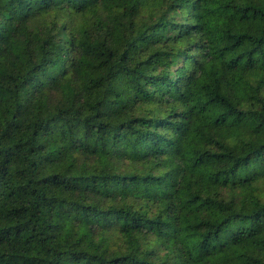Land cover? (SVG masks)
<instances>
[{"label": "trees", "instance_id": "obj_1", "mask_svg": "<svg viewBox=\"0 0 264 264\" xmlns=\"http://www.w3.org/2000/svg\"><path fill=\"white\" fill-rule=\"evenodd\" d=\"M0 264H264V0H0Z\"/></svg>", "mask_w": 264, "mask_h": 264}, {"label": "rangeland", "instance_id": "obj_2", "mask_svg": "<svg viewBox=\"0 0 264 264\" xmlns=\"http://www.w3.org/2000/svg\"><path fill=\"white\" fill-rule=\"evenodd\" d=\"M229 14H225L222 16H218V15H214V16H210V19L213 23L217 22V21H223L229 18Z\"/></svg>", "mask_w": 264, "mask_h": 264}]
</instances>
